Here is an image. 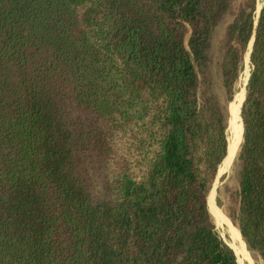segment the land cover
Instances as JSON below:
<instances>
[{"label": "trees", "instance_id": "obj_1", "mask_svg": "<svg viewBox=\"0 0 264 264\" xmlns=\"http://www.w3.org/2000/svg\"><path fill=\"white\" fill-rule=\"evenodd\" d=\"M253 36L223 216L264 262V3L0 0V264H239L209 207Z\"/></svg>", "mask_w": 264, "mask_h": 264}, {"label": "rangeland", "instance_id": "obj_2", "mask_svg": "<svg viewBox=\"0 0 264 264\" xmlns=\"http://www.w3.org/2000/svg\"><path fill=\"white\" fill-rule=\"evenodd\" d=\"M263 1L264 0H257V8L260 7V5L262 4ZM232 18H233V13L231 11H228L224 14V16L221 18V20L215 26V28L212 32L211 41H210V48H209L210 61H209L208 66L205 68V70L202 74L203 79H204V85L207 87H210L211 89H213L215 91H220V89H221V87H220L221 83H222L221 62H222L223 55L225 53V50H226V47L228 44V26H229L230 22L232 21ZM249 50H250V48H249ZM250 72H251V63L249 60V52H248L246 55V58H245L243 69L241 71L240 77H239L238 82H237V91L235 93L236 98L234 96L235 101L232 105L233 117H232V121L230 120L231 124L229 122L230 126H228V135H229V130H230L229 136L232 138V140H233L232 143H233L235 148L233 151L232 160L230 161L229 166L225 168L226 173H224L220 182L218 183L217 196H216L217 207L222 213L221 214L222 219L236 233L237 238L240 240V242L242 244H244L245 242L244 243L242 242L238 233L234 230L235 226L233 224L232 225L234 227L232 225H230L226 221V219L224 218L223 214H224V212L226 213L224 207L229 203L230 200L235 199L237 197V191L239 190V181H240L241 170H240L239 164L237 162V158H236V153L238 150V149H236V147H237V145L241 139V136H242V124L240 127H238L237 129H235L233 131H232L231 127L235 124L237 116H239V99H240V95L242 94V92H244L245 85H246V83L249 79V76H250ZM234 98L231 100V102L229 104L230 115H231V103L234 100ZM240 122H241V120H240ZM209 209H210V207H209ZM211 214L214 218V221H215L223 239L225 238L227 241L231 242L232 241L231 234L229 233L228 228L225 225H218L216 222L214 214L212 212H211ZM244 246L246 247L245 248L246 257L243 256V261L241 262L242 264H244V261H246V264H264L263 260L260 257L252 255V253L247 249L248 247L246 246V244H244Z\"/></svg>", "mask_w": 264, "mask_h": 264}, {"label": "bare ground", "instance_id": "obj_3", "mask_svg": "<svg viewBox=\"0 0 264 264\" xmlns=\"http://www.w3.org/2000/svg\"><path fill=\"white\" fill-rule=\"evenodd\" d=\"M250 47H251V45H250ZM240 118H241V107H239V116H237V118H236V122L234 124L235 126L233 125L231 127L232 131L241 126V122H240L241 119ZM242 137L243 136H241V139H240V141H239L236 149H238V146H239V144H240V142L242 140ZM229 141L231 142L230 145H229V153H228V156L226 157L227 158L226 161L225 162L223 161L224 163L220 167L219 176L223 172H225V170H226L225 168L229 166V163H230V161L232 160V157H233V151H234V148L235 147H234V145L232 143L233 140H232V138L230 136H229ZM216 196H217V186L215 185V187H214V193H213V198H212V201L210 203V210L214 214L217 224L218 225H225L228 228L229 233L235 238L236 243L233 246H234V249H236V251L238 252V257H239V260H240V263H241L243 261V256L246 257V254H245V248L246 247L237 238L236 233L222 219V215H221L222 213H221V211L217 207Z\"/></svg>", "mask_w": 264, "mask_h": 264}, {"label": "water", "instance_id": "obj_4", "mask_svg": "<svg viewBox=\"0 0 264 264\" xmlns=\"http://www.w3.org/2000/svg\"><path fill=\"white\" fill-rule=\"evenodd\" d=\"M263 3H264V1L262 2V4H261V6L260 7H258L257 8V16H259V13H260V10H261V7H262V5H263ZM253 42H254V36L252 37V39H251V41H250V43H249V47H250V45H251V47H250V50H249V60H250V54H251V50H252V47H253ZM251 73V72H250ZM250 77V76H249ZM248 82V81H247ZM247 84V83H246ZM245 87H246V85H245ZM245 95H246V88H245ZM244 99H245V97H244ZM243 102H244V100H243ZM243 102H242V105H243ZM242 105H241V114H242ZM230 128V127H229ZM229 135H230V130H229ZM243 136H244V133H243ZM242 141H243V137H242V140H241V142H240V144H239V146H238V150H237V153H238V151H239V148H240V146H241V144H242ZM230 141H229V145H230ZM229 145H228V152H227V154L229 153ZM237 153H236V158H237ZM227 156V155H226ZM225 159V158H224ZM223 159V160H224ZM223 162V161H222ZM222 164V163H221ZM221 164H220V166H221ZM219 171H220V167H219V169H218V172H217V175H216V177H215V180H214V183H213V186H212V188L216 185L217 187H218V183L220 182V180H221V178H222V176L224 175V173H226V172H223L220 176H219ZM217 183V184H216ZM212 188H211V190H212ZM211 190H210V192H211ZM210 194V193H209ZM209 197V196H208ZM209 203V202H208ZM216 227H217V225H216ZM218 228V227H217ZM219 230V229H218ZM231 239H232V241L231 242H229V241H227L225 238H224V240L234 249V244L236 243V240H235V238L231 235ZM246 246H247V244H246ZM248 249V248H247ZM234 251H235V249H234ZM236 253V252H235ZM236 256H237V254H236ZM237 259H238V262H239V258H238V256H237ZM239 264H241L240 262H239ZM244 264H246V261H244Z\"/></svg>", "mask_w": 264, "mask_h": 264}]
</instances>
